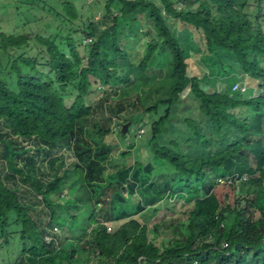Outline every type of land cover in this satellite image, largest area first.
I'll list each match as a JSON object with an SVG mask.
<instances>
[{
  "label": "trees",
  "instance_id": "trees-1",
  "mask_svg": "<svg viewBox=\"0 0 264 264\" xmlns=\"http://www.w3.org/2000/svg\"><path fill=\"white\" fill-rule=\"evenodd\" d=\"M62 1V17L82 28L59 40L36 35L39 60L23 53L11 63L13 83L0 76V235L19 236V256L4 264H264V0H104L99 22ZM164 14L201 31L210 53L234 56L260 94L201 88ZM29 40L0 27L3 51ZM98 86L104 94L93 101ZM186 89L204 120L186 119L193 137L182 152L181 136H160ZM127 122L148 126L149 151L106 175L116 149L105 138L117 128L126 137ZM157 162L173 171L154 179ZM207 168L223 173L219 182ZM179 194L194 200L187 233L176 228L158 246L133 217ZM54 227L63 236L48 242Z\"/></svg>",
  "mask_w": 264,
  "mask_h": 264
},
{
  "label": "rangeland",
  "instance_id": "rangeland-1",
  "mask_svg": "<svg viewBox=\"0 0 264 264\" xmlns=\"http://www.w3.org/2000/svg\"><path fill=\"white\" fill-rule=\"evenodd\" d=\"M68 2L74 4L78 12H82L83 19L92 15L95 16L96 21H101L104 0H68ZM63 3L62 0H0L1 31L6 34L15 35L28 33L30 37L29 45L22 49L10 48L8 51H3L0 48V76L6 78L9 84H12L14 81L11 76V63L17 56L24 53V56L32 60L35 58L39 60V53L41 52H39L37 48L32 49L37 46L35 40L36 35L59 40L61 38H66L73 28H82L79 25L76 27L75 25L77 24L72 25V23L67 22L66 17H62L60 13H64ZM160 8L162 10L161 6ZM93 13L95 15H93ZM164 17L172 33L180 39L185 49L188 74L199 78L201 88L209 93L219 92L223 94H233L235 99H249L260 94L261 88L258 82L243 74L234 56L221 50L210 53L207 50L204 34L201 31H196L192 27L187 26L169 15L164 14ZM85 39L87 40L88 37H85ZM83 44H85L84 41ZM141 46L142 42L138 44L137 47L140 52L143 51ZM39 69L41 70L42 67H39ZM28 72L34 74L32 69H28ZM236 87L237 89H235ZM241 88H245L244 91H242ZM103 94L104 89L98 86L91 99L97 101ZM131 94H134V92L132 91ZM156 97L154 93L153 99ZM198 108V100L191 94L190 89H186L181 93L179 101L171 107L169 122L165 126L160 139H177L178 136H181V140L179 141L181 146L183 145L181 151L185 152L186 144H184V142L193 137V133L186 119L196 121L204 120ZM144 119L146 122L143 125H146L147 122H150L152 116L145 115ZM115 120H117V118H115ZM112 126L111 123V127ZM114 127L115 126H113L112 129ZM147 127L141 126L137 129L136 124L130 123L128 128L129 132L126 137H118V132L116 131L118 128L113 129L112 133L106 136V141L110 144H114L116 149L105 165L106 175L120 169L124 161L130 163L140 159L139 156H147V152L149 151L148 147L145 145L149 137ZM141 128H144L145 131L139 136L138 131ZM177 140H179V138ZM167 144L170 145L171 143L168 141ZM129 151L132 155L126 158L121 156V152ZM65 156V167H67L69 160L67 155ZM2 164L3 160L0 157V167ZM20 164H24V159L20 160ZM155 166L156 168L152 174L154 179L157 178L156 176L161 172L168 173L165 175L167 176L173 171L171 167L158 162L155 163ZM206 170L208 171L206 177L208 181L213 184L220 181L223 175L220 170H213L210 168ZM3 172H6V170L4 169ZM43 176L44 175L40 173L37 174L38 178ZM164 177H158V182L161 183ZM228 182H231L230 178ZM241 192L244 193L246 190ZM193 201V198L183 194H179L177 197L169 195L161 202L148 207L133 218L137 219L141 224L148 226V235L158 246L166 245L171 238L172 230L177 228V230H181L182 234L187 233V229L183 224L188 222L187 212L193 208ZM232 218L233 215L228 214L222 222V226L228 229ZM126 220L109 222L106 225L109 226L113 232ZM155 229L158 230V233H155ZM9 232L10 233L6 236V238H8V242L6 243L4 237L0 235V264L11 262L19 256V236L13 234L12 230H9ZM56 234L63 236V232L59 228ZM87 235L88 239H92L94 236L91 231H89ZM225 243L226 242H223V247Z\"/></svg>",
  "mask_w": 264,
  "mask_h": 264
},
{
  "label": "built area",
  "instance_id": "built-area-1",
  "mask_svg": "<svg viewBox=\"0 0 264 264\" xmlns=\"http://www.w3.org/2000/svg\"><path fill=\"white\" fill-rule=\"evenodd\" d=\"M88 41H90V40L88 39ZM235 89H237V87H236ZM235 89H234V90H235ZM244 89H245V88H241L242 91H244ZM144 131H145L144 128H141V129L138 131V135H139V136L142 135V134L144 133ZM230 181H231V180H230ZM57 231H58V228H57V227H54V228H53V231H52V233H51V235L46 236V240H47L48 242H50V241L53 239V238H52V235L55 234V233H57ZM107 231H109V232L111 231V229H110L109 226H107ZM227 245H228V244L225 243V244H224V247H227Z\"/></svg>",
  "mask_w": 264,
  "mask_h": 264
},
{
  "label": "water",
  "instance_id": "water-1",
  "mask_svg": "<svg viewBox=\"0 0 264 264\" xmlns=\"http://www.w3.org/2000/svg\"><path fill=\"white\" fill-rule=\"evenodd\" d=\"M129 126H130V122H127V123L123 124L122 129H121L122 135L126 134V132L128 131Z\"/></svg>",
  "mask_w": 264,
  "mask_h": 264
}]
</instances>
